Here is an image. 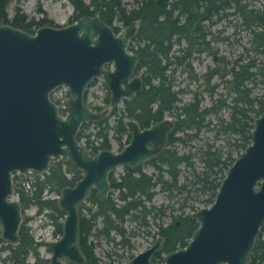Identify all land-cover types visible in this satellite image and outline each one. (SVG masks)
I'll return each mask as SVG.
<instances>
[{"label": "water", "instance_id": "95a60500", "mask_svg": "<svg viewBox=\"0 0 264 264\" xmlns=\"http://www.w3.org/2000/svg\"><path fill=\"white\" fill-rule=\"evenodd\" d=\"M134 29L129 26L118 34L90 14L67 25L43 24L34 33L0 23L1 237L11 244L20 239L22 204L13 198V173L43 172L59 159L81 170V177L56 196L64 215L60 235L49 243V264L85 263L79 245L81 202L92 188L107 196L108 173L116 166H134L161 152L173 126L169 117L142 128L129 120L130 139L118 151L91 154L77 138L83 122L96 121L106 112L84 101L85 88L94 77H102L111 104L131 98L141 88V78L134 75L138 55L127 48ZM253 72L264 81V62L256 63ZM59 85L70 94L64 115L50 97ZM252 125L250 142L225 170L213 202L190 213L198 222L190 239L166 252L163 264L249 262L264 223V107ZM161 244L158 236L129 264H159L151 256Z\"/></svg>", "mask_w": 264, "mask_h": 264}, {"label": "trees", "instance_id": "16d2710c", "mask_svg": "<svg viewBox=\"0 0 264 264\" xmlns=\"http://www.w3.org/2000/svg\"><path fill=\"white\" fill-rule=\"evenodd\" d=\"M8 1L0 0V23H9L30 33L40 25L53 24L47 17L28 18L19 6L15 7L14 14L9 17L6 11ZM134 1L136 4L127 8L122 0H69L73 6L71 22L83 15H96L100 20L110 24L115 32L119 29L112 24L114 20L120 21L125 26L135 27L134 23H137L132 38L138 44L134 46L129 43L128 48L138 55L135 72L142 80L141 88L132 99L124 98L121 108L113 106V114L116 115L114 124L110 125L107 117L104 116L93 122H83L77 132V138L80 140L84 137L85 146L91 152H96L111 147L108 138L109 128L113 129L119 146L123 145L120 141L122 135H126V141L129 139L125 117L136 120L140 126L160 121L165 115L175 117L167 138L169 146L156 156L161 164L158 165L159 171L154 177L138 170L139 174L131 175V180L124 176L120 181H116L111 174L109 176L111 187L119 190L118 196L121 202H116L111 196L101 198L95 190H92L86 198L91 205L83 202L79 206V245L86 258L84 264H103L94 252L97 243L89 238L91 234L97 242L98 239L104 238L114 245L129 244L123 226L127 217L136 220L140 225H146L145 215L149 212H153L154 216L164 213L161 207L148 208L144 203L145 199L151 198L152 188L155 185L171 195L173 190L185 189L188 182L191 185L198 184L200 190L208 193L205 201L212 203L225 170L250 142L252 122L264 107V95H253L252 86L246 83L251 81L253 84L260 82L264 85V81L253 72L254 65L262 61L255 56L243 60V55L230 61L225 56L218 55L206 38L208 30L205 24V21L211 23L214 19L226 18L231 13L228 9L232 8V12L240 17V24L250 31V46L247 49L255 50L264 57V1L260 6H253L247 0ZM181 40L185 41V45L179 46L177 52H173L174 44H179ZM201 51L213 55L214 65L209 66L201 74L200 88L194 90L192 99L178 105L179 90L172 87V78L167 71L176 63L188 72L190 78H198L193 71L190 57L193 52ZM213 76L219 79L218 82H210ZM93 82L94 80L90 85ZM219 86L222 88L217 91L216 88ZM202 89L207 91L210 98L209 105L202 106ZM108 100L109 98L106 97L105 101ZM224 106H229V115L228 118L217 115L215 121L217 131L238 136L232 142L238 154L233 156L231 151L224 154L219 148L207 144L200 153L202 168L197 170L191 160V153L179 152L170 146L176 140H186L178 135L177 131L193 129L194 132L190 134L196 135L202 126L211 122L206 118L207 115L217 114ZM91 123L96 129L94 132H85ZM180 164L190 169L192 177L189 181L186 179L179 182ZM164 172L167 173L166 177ZM80 175L81 171L69 160L59 159L51 162L48 170L35 172L28 187L22 183L25 178L21 179L20 174L14 173L13 192L20 200L23 209L34 204L38 213L45 210L46 215L54 223V233L59 236L64 212L58 207L56 197L44 193L48 191L58 194L63 186L73 184ZM98 218H100L99 226L96 225ZM27 219L26 216L20 224L18 242L13 244L5 242L0 245V251L5 249L8 251L2 258L4 264L48 263V258L39 256L37 248L43 242L35 240L29 232L25 225ZM197 225L198 222L191 218L190 214H182L173 216L168 225L159 226L158 233L163 237V242L160 249L153 254L152 261H156L161 252L185 245ZM111 231L120 238L115 239ZM113 253L117 252L110 249L105 255L110 258ZM30 254L33 256L32 261L28 260ZM246 264H264V223L260 227L250 252V260Z\"/></svg>", "mask_w": 264, "mask_h": 264}, {"label": "rangeland", "instance_id": "374dc122", "mask_svg": "<svg viewBox=\"0 0 264 264\" xmlns=\"http://www.w3.org/2000/svg\"><path fill=\"white\" fill-rule=\"evenodd\" d=\"M247 1L251 2L253 6H260L264 0ZM122 2L127 8H130L136 4L134 0H122ZM16 6H19L21 11L27 14L28 18L34 17L37 19L40 17H47L48 19H51L53 24L50 25L53 26L67 25L75 21L74 20L71 22L70 19L73 13V6L69 0H9L6 7L9 17L14 14ZM232 10V8L228 9V11L231 13L226 18L214 19V21L211 23L205 21L208 30L206 38L209 40L210 47L215 49L218 55H223L230 61L239 55H243V60L250 56H255L257 59L264 62V57L260 53L255 50L247 49L250 46V31L240 24V17L236 13H233ZM112 24L118 26L119 30L116 32L118 34L124 33L126 28L129 27L122 25L118 20H114ZM134 24V26L137 27V23ZM132 37L133 35L129 39V43H132L134 46H136L138 42ZM182 45H185L184 40H181L179 44L175 43L173 46V49L175 50H173V52H177V48ZM190 61L193 66V71L196 73L198 78H190L188 72L184 70L181 65H177L176 63L172 64L171 68H169L167 71L172 78V87L179 90V99L177 101L178 105H181L184 102L190 101L192 99L194 90H199L200 88V82L202 80L201 74L204 73L209 66L214 65L213 55L207 51L193 52L192 56L190 57ZM134 75L138 74L135 73ZM218 80L219 79L216 76H213L210 82L214 83L218 82ZM246 83L249 86H252L253 95H264V85L262 83L256 82L253 84L251 81H247ZM221 88L222 87L219 86L216 88V90L220 91ZM57 92V94L56 92L54 93V97H58L60 94H63L64 87L60 88ZM201 96L202 106L209 105L210 98L205 89L201 90ZM106 97L109 98L107 102L105 101ZM64 98L67 97L63 96V99ZM86 103L94 110L102 111L106 109L104 117H107V121L110 125L115 123L116 115L113 114V106L115 105L117 108H121L123 106L122 101H119L113 105L110 104V93L104 86L101 77L97 78L94 83L87 87ZM93 106H99L100 108L95 109ZM229 110V106H224L218 111L217 114H208L206 118L211 120V122L202 126L196 135L190 134L194 132L193 129L187 128L177 131V134L186 138V140L174 141L173 145L175 149L179 152L191 153V160L193 161V165L197 170L202 168L200 153L201 149H203L207 144H210L214 148H219L224 154L228 151H231L233 156L238 154V151L234 149L235 147L232 144L233 140L238 138V136L229 133H219L217 131V124L215 123L217 115L228 118ZM168 116H170V119L174 121V116ZM124 120L126 121L128 118L125 117ZM95 129L96 126L91 123L85 132H94ZM91 137H93V135H91ZM108 137L111 142V149L118 150L119 143L114 136L112 128L108 129ZM120 141H125L124 135L121 137ZM120 168L121 167L118 166L115 169V173L121 172ZM179 168V182L186 181V179L189 181L192 177L190 169L183 164H180ZM143 171L150 172L151 168L144 164ZM18 174H20L21 179L30 178V171ZM33 176H31V178H33ZM22 183L28 187L25 180ZM44 194L50 197L57 196L56 192L45 191ZM116 195L117 191L114 190L112 192V196L116 198ZM207 196L208 193L200 190L198 188V184L191 185L189 182L185 189L182 191L173 190L171 195H169L167 191L155 186L151 198L145 199L144 203L148 208L151 206H154L155 208L161 207L164 210V213L154 216L153 212H149L147 215H145L147 224L138 225L139 227H137V221L132 218H126L123 226L125 228V236L128 239L129 244L125 243L114 245L112 242H107L104 238H101L98 239V243L94 246L95 254L99 257L103 264H128L133 255L145 249L160 235L158 233L159 226L167 225L169 222H171L173 216L190 214L192 211L201 206H209L211 203L205 201ZM13 198H18L15 193L13 194ZM88 204L89 203L86 202V205ZM26 216L28 219L25 220V225L28 227L29 232L33 235L35 240L43 242L37 248L39 256L48 258L51 254L49 243L58 237V234L54 233V223H52L50 218L46 215L45 210L38 213L34 204H31L22 210V222ZM132 231L136 232L137 234L134 233V235H131ZM111 234L115 236V239L120 238V236L116 233L111 232ZM0 238L2 239L1 235ZM89 238L93 241L96 240L93 234H91ZM1 239L0 245H3L5 242H7L4 239ZM110 249H114L117 253L116 255L108 258L105 253ZM5 253V250L0 252V264H4L2 258ZM164 254L165 252H161L160 256H158L154 262L163 264L164 262L162 260V256ZM28 260H33V256L31 254L28 257ZM46 264H49V262Z\"/></svg>", "mask_w": 264, "mask_h": 264}, {"label": "flooded vegetation", "instance_id": "af4514ba", "mask_svg": "<svg viewBox=\"0 0 264 264\" xmlns=\"http://www.w3.org/2000/svg\"><path fill=\"white\" fill-rule=\"evenodd\" d=\"M50 25V24H49ZM41 26V25H40ZM56 26H59V25H56ZM37 29V28H36ZM35 32V31H34ZM33 32V33H34ZM133 35V34H132ZM129 44V43H128ZM127 48H128V46H127ZM129 49V48H128ZM130 50V49H129ZM131 51V50H130ZM108 66V65H107ZM136 72H134V74H135ZM138 74V73H137ZM137 76H139L140 77V75L138 74ZM99 77H101V76H98V77H94L92 80H94V82L96 81V79L97 78H99ZM102 78V77H101ZM141 78V77H140ZM91 80V81H92ZM103 80V79H102ZM90 81V82H91ZM142 81V80H141ZM90 82L87 84V87L90 85ZM93 82V83H94ZM103 84H104V81H103ZM104 86L106 87V85L104 84ZM142 86V85H141ZM62 87H64V92H63V94H60V96H58V97H54V93L56 92V94L58 93L57 91L60 89V88H62ZM87 87L85 88V91H84V95H83V98H84V101H85V103H86V99H85V92H86V90H87ZM107 88V87H106ZM137 92V91H136ZM135 92V93H136ZM63 96H65V97H67L68 98V100H67V98H64L63 99ZM134 96V95H133ZM133 96L131 97V98H125V97H122L119 101H122V103H123V99L125 98V99H132L133 98ZM50 97H51V99L55 102V104L57 105V107H58V110H59V113L61 114V115H64L66 112H67V106H68V101H69V99H70V94H69V92H68V90H67V87L65 86V85H59V86H57V87H55L53 90H51V92H50ZM118 101V102H119ZM118 102H116V103H118ZM116 103H114V104H116ZM87 104V103H86ZM111 104V103H110ZM88 105V104H87ZM111 105H113V104H111ZM89 106V105H88ZM90 107V106H89ZM104 110H106V109H104ZM100 111V110H99ZM106 113V112H105ZM104 116V115H103ZM102 116V117H103ZM166 117H169L170 118V116H168V115H165ZM164 118V117H163ZM129 120H134V119H131V118H129L128 120H126L125 121V123H126V127H127V130H128V132H129V134H130V129H129V127H128V125H127V122L129 121ZM136 123H137V121L136 120H134ZM173 121V120H172ZM174 122V121H173ZM154 123V122H153ZM138 124V123H137ZM151 124V123H150ZM138 126L139 127H145V126H140L139 124H138ZM146 126H148V125H146ZM173 127V126H172ZM80 128V127H79ZM172 129V128H171ZM170 129V130H171ZM170 132V131H169ZM169 132H168V134H169ZM168 134H167V138H168ZM114 136H115V134H114ZM123 136V135H122ZM124 136H125V141L123 142V145L122 146H119V149L118 150H120L128 141H129V139H130V136H129V139L126 141V135L124 134ZM109 138V137H108ZM79 140V139H78ZM98 141V140H97ZM97 141H95L96 143H98ZM110 141V140H109ZM79 142L80 143H82V144H84V146H85V138L83 139V137L79 140ZM111 143V142H110ZM169 145L167 144V140H166V144H165V146H164V148H163V150L166 148V147H168ZM86 147V146H85ZM170 147H174V145L173 146H170ZM175 148V147H174ZM86 149L88 150V152L89 153H91V154H93V153H96V152H91L90 150H89V148H87L86 147ZM102 149H111V147L110 148H102ZM99 150H101V149H99ZM98 150V151H99ZM111 150H113V149H111ZM118 150H113V151H118ZM162 150V151H163ZM160 153V152H159ZM158 153V154H159ZM158 154H156L155 156H153V157H151L150 159H147V160H145V161H143V162H141V163H138V164H136V165H134V166H125V165H118L119 167H121L120 168V170H121V172H118V173H115V169L118 167V166H116L115 168H113L112 170H110V172L108 173V180H109V183H110V179H109V176L112 174V176L116 179V181H120L124 176H127L128 177V180H131V175H133V176H135V175H138L139 174V171L138 170H141V171H143V165L144 164H146V165H148L150 168H151V171L150 172H146V171H143V172H145V173H147L148 175H152L153 177L158 173V171H159V169H158V165L159 164H161L160 163V161H159V159L158 158H156V156L158 155ZM63 160V159H62ZM78 169V168H77ZM48 170V169H47ZM28 171H30V178H31V176H33L34 175V173L36 172V173H41V172H37V171H33V170H28ZM28 171H26V172H28ZM81 171V170H80ZM26 172H24V173H26ZM15 173H17V172H15ZM14 174V173H13ZM33 174V175H32ZM165 174H166V176H167V173L166 172H164V176H165ZM165 176V177H166ZM34 177V176H33ZM80 177H81V175H80ZM79 177V178H80ZM26 178L25 180L27 181V185L29 186V184H30V182L32 181V179L33 178ZM78 178V179H79ZM77 179V180H78ZM12 182H13V175H12ZM74 184V183H73ZM72 185V184H71ZM65 186H67V185H65ZM155 186H157V185H155ZM154 186V187H155ZM64 187V186H63ZM62 187V188H63ZM154 187L152 188V191H153V189H154ZM160 188V187H159ZM61 190V189H60ZM60 190H59V192H60ZM92 190H95L94 188H92L91 189V191ZM114 190H116L117 191V195H116V198H114L113 196H112V192L114 191ZM96 192H97V190H95ZM166 191V190H165ZM91 193V192H90ZM89 193V194H90ZM118 193H119V190L118 189H113L112 187H111V184H110V188H109V191H108V193H107V196H111V198L112 199H114L116 202H118V203H120L121 202V200L119 199V196H118ZM13 194H14V192H13ZM59 194V193H58ZM57 194V195H58ZM97 194H98V192H97ZM136 194H138V191H137V193ZM135 194V195H136ZM99 195V194H98ZM106 196V197H107ZM88 197V196H87ZM86 197V198H87ZM99 197H101L100 195H99ZM105 197V198H106ZM86 198L81 202V204L83 203V202H85V204H86V202H88L89 204L88 205H91V203L89 202V201H87L86 200ZM101 198H103V197H101ZM80 204V205H81ZM79 209V208H78ZM22 210H24L23 209V207H22ZM127 218H129V217H127ZM192 218V217H191ZM195 220V219H194ZM98 221H99V224H98ZM125 221V220H124ZM136 221V220H135ZM22 223V222H21ZM177 223H179L178 221H177ZM169 224V223H168ZM167 224V225H168ZM96 225L97 226H99L100 225V218H98L97 219V222H96ZM135 225H136V222H135ZM138 225H140V224H138L137 223V227H139ZM111 232H113V231H111ZM134 233L135 234H137L136 232H131V235H134ZM192 233V232H191ZM1 235V234H0ZM159 236H161V235H159ZM191 236V235H190ZM162 237V236H161ZM1 239V238H0ZM96 239V238H95ZM189 239H190V237H189ZM188 239V240H189ZM1 240H3V238L1 239ZM5 240V239H4ZM6 241V240H5ZM95 243H98L97 242V239L94 241ZM154 242V241H153ZM162 242H163V237H162ZM188 242V241H187ZM162 245V244H161ZM184 246V245H183ZM148 247V246H147ZM158 251V250H157ZM156 251V252H157ZM1 252V251H0ZM5 252L7 253L8 251H7V249H5ZM168 252V251H167ZM6 253H5V255H6ZM166 253V252H165ZM114 255H116L115 253H113V254H111V256L110 257H112V256H114ZM134 256V255H133ZM132 256V257H133ZM153 256V255H152ZM152 256H151V260H152ZM132 257H131V259H132ZM109 258V257H108ZM130 259V260H131ZM154 262V261H153ZM155 263V262H154ZM71 264V263H70ZM129 264V263H128Z\"/></svg>", "mask_w": 264, "mask_h": 264}]
</instances>
